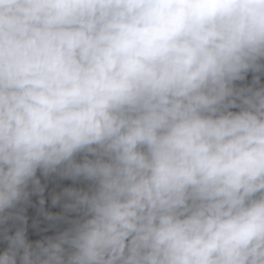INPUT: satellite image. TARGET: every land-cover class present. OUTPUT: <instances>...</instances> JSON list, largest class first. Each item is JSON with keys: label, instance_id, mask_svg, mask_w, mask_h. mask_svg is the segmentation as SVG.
<instances>
[{"label": "clouds", "instance_id": "obj_1", "mask_svg": "<svg viewBox=\"0 0 264 264\" xmlns=\"http://www.w3.org/2000/svg\"><path fill=\"white\" fill-rule=\"evenodd\" d=\"M0 226V264H264V0H0Z\"/></svg>", "mask_w": 264, "mask_h": 264}, {"label": "trees", "instance_id": "obj_2", "mask_svg": "<svg viewBox=\"0 0 264 264\" xmlns=\"http://www.w3.org/2000/svg\"><path fill=\"white\" fill-rule=\"evenodd\" d=\"M42 183L46 184V189L43 195L44 204H40V195L33 194L30 197V203L23 205V215L26 217V222L24 223V227L27 229L28 239L31 241H35L37 239H42L45 236L53 235L55 231L62 227L59 224H53L48 221L44 213H58L61 211L59 205H52L51 199L54 194H57L63 190V188L68 186H76L70 180H62V179H45L41 177ZM21 226L19 222L9 221L7 228L8 234L14 233L17 227ZM4 227L0 226V245L5 243L4 236Z\"/></svg>", "mask_w": 264, "mask_h": 264}]
</instances>
